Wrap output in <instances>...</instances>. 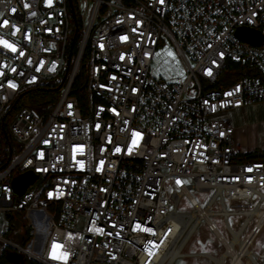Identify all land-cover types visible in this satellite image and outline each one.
I'll return each instance as SVG.
<instances>
[{
	"label": "built area",
	"instance_id": "obj_1",
	"mask_svg": "<svg viewBox=\"0 0 264 264\" xmlns=\"http://www.w3.org/2000/svg\"><path fill=\"white\" fill-rule=\"evenodd\" d=\"M0 14L10 21L0 36L17 45L16 53L0 47V122L23 91L62 76L50 111L22 106L9 125L22 149L0 170V262L15 248L38 264H58L49 259L55 240L70 250L67 264H174L179 257L264 264V252L252 251L264 227V163L236 161L235 128L221 115L264 102V41L237 37L244 27L264 38V0H53L51 7L44 0H0ZM78 21L81 40L70 58ZM12 24L20 29L14 36ZM164 47L181 66L159 78L152 62ZM87 52L91 99L81 103L73 88ZM133 130L142 137L129 152ZM78 146L83 153L74 151ZM28 171L39 178L19 196L13 181ZM192 191L211 196L202 206ZM182 196L192 212L179 210ZM19 212L37 226L31 250L7 238L3 227ZM231 215L244 217L238 230L229 224ZM212 216L223 217L231 240ZM201 221L222 246L220 256L184 252Z\"/></svg>",
	"mask_w": 264,
	"mask_h": 264
},
{
	"label": "rangeland",
	"instance_id": "obj_2",
	"mask_svg": "<svg viewBox=\"0 0 264 264\" xmlns=\"http://www.w3.org/2000/svg\"><path fill=\"white\" fill-rule=\"evenodd\" d=\"M71 24L74 27V20L71 19ZM71 35V39H72ZM172 52L174 54L175 59H173L172 56L168 55V52ZM158 54V55H157ZM156 54L153 62H152V69L154 72V75L156 77H164L167 78L171 74H176V72L179 71V68L181 66L180 60L177 58L173 50H171L169 47H164L163 49H160L158 53ZM178 61V63H177ZM62 80V76L59 77V79H53L50 81L51 85L57 87L59 86V82ZM91 97L88 96L87 100L90 101ZM9 128V127H8ZM10 129V128H9ZM248 130V135L249 134ZM248 136V137H249ZM254 152V151H253ZM251 153V152H247ZM244 154H237L238 156L245 155ZM259 155H264V150L261 149L257 152ZM17 155V154H16ZM15 155V156H16ZM239 161V160H236ZM253 161H261L264 163V157L255 158ZM42 182L40 181L38 185H41ZM195 198L199 201V203L204 206L205 202L208 200V198L211 196V192H196L192 191ZM220 207L218 204L214 205L212 210H218ZM179 210L181 212H192L193 208L191 207L188 199L186 196H182ZM36 215V214H35ZM211 219L215 222L217 225L219 231L221 234L229 241L231 240V235L229 234L228 230L226 229L224 219L222 216H212ZM230 226L233 228V230H238L241 226V224L244 221V217L231 215L228 218ZM29 224L25 225V221L22 219L14 220L13 222L3 223V227L6 230V233L9 232V237L12 239L11 241L21 245L20 247L24 248L25 250H31L32 248V240L35 238V235H33V232L36 231L37 226L34 223L32 218H28ZM13 225V226H12ZM24 226V227H23ZM249 231V228L245 231V233L242 235V238H244ZM40 233H43L41 230ZM38 237V236H37ZM26 244V245H22ZM11 251L18 256H26L23 252L20 250H17L15 248H11ZM197 251L202 252H209L216 256H220L222 252V246L217 242L216 236L209 231L207 224L205 221H201L198 228L192 235L190 241L185 246L184 252L186 253H194ZM252 251L256 253L264 252V227L261 232V234L256 239ZM193 258L188 257H179L176 259L174 264H191L195 261L192 260ZM197 261V260H196ZM247 262V261H246ZM197 263V262H195ZM194 264V263H193ZM210 264V263H208Z\"/></svg>",
	"mask_w": 264,
	"mask_h": 264
},
{
	"label": "trees",
	"instance_id": "obj_3",
	"mask_svg": "<svg viewBox=\"0 0 264 264\" xmlns=\"http://www.w3.org/2000/svg\"><path fill=\"white\" fill-rule=\"evenodd\" d=\"M77 29H78L77 32L76 29L73 30V38L69 48L70 58H73V56L77 53L79 48V42L81 40L82 26L79 23V21L77 24ZM88 61H89V52H87L86 56L82 61L81 69L73 88V94L78 97L81 103H84L85 98H87L86 90H87V84L89 78ZM235 68L241 70L240 66L238 65H235ZM59 91H60L59 86L55 87L51 84L44 87L29 89L23 91L15 100V102L10 106L6 115L0 122V170L8 166L12 158L16 154H18L22 149V145L13 138L11 131L8 128L15 113L22 106H29L33 111H35L38 114L48 112L53 108L59 96ZM257 152L258 151L256 150L254 152L247 153L242 156L236 155L235 159L239 161H253L255 160V158L257 159L259 157H264V155L261 156ZM18 219H20V221L23 219L26 222L24 226L29 224L24 216V213L21 212L17 213L15 218L10 217L9 223ZM8 235L9 232L6 233V236L10 240H12ZM22 245H26V244H22ZM9 252L12 251L8 250L5 253L0 264H38L37 262L33 260H29L26 257H21L17 260H11L9 258Z\"/></svg>",
	"mask_w": 264,
	"mask_h": 264
},
{
	"label": "snow or ice",
	"instance_id": "obj_4",
	"mask_svg": "<svg viewBox=\"0 0 264 264\" xmlns=\"http://www.w3.org/2000/svg\"><path fill=\"white\" fill-rule=\"evenodd\" d=\"M44 2H45V4H46V6L51 7V6H52V2H53V0H44ZM164 2H165V0H159V3H160L161 5H163ZM23 7H24L25 9H30L31 5H30L29 3H27V2H24V3H23ZM12 11L15 12L16 9L13 8ZM30 14H31L32 16H36V15H37V13H36L35 11H32ZM2 15H3V14H0V16H2ZM117 23H120V21H117ZM140 23H141L140 21H137V24H140ZM9 25H10V21H9L8 19H2V20H0V28H7V27H9ZM11 27L15 29V31L12 33L13 36L16 34V32H19V31H20L19 27H17L15 24H12ZM133 31L135 32L136 29L134 28ZM119 39L122 40V41H126V40L128 39V37H127L126 35H121V36L119 37ZM0 47H2L3 49L7 50V51L10 52V53H16V52H17V45H16V43L10 42L8 39L3 38L2 36H0ZM53 47H54V46H53ZM100 47H101V49H103L104 45L101 44ZM208 47H211V45H208ZM19 55H20V56H24V52H23V51H20ZM145 55H146V56H147V55H150V53H145ZM157 55H158V54H157ZM168 55H169V56H172L173 59H175L174 54H173L172 52L169 51V52H168ZM220 55L222 56L223 53H221ZM120 59L123 60V59H124V56L121 55V56H120ZM28 62L31 63V60H29ZM54 63H55V62H53V64H54ZM177 63H178V61H177ZM213 63H215V61H213ZM11 70H12L13 72L16 71L15 68H13V69H11ZM39 70H40L39 68L36 69V71H39ZM50 70H54V67H53L52 69H50ZM207 74H208V75H211V74H212L211 69H208V70H207ZM0 75H3V73H0ZM21 75H23V73H21ZM180 75H183V73L181 72ZM35 79H36V77H32V80H35ZM112 79H115V77H112ZM29 82H32V81H29ZM7 86H8L9 88L15 89V88L17 87V84H15V83H13L12 81L9 80V81L7 82ZM0 87H3V85L0 84ZM133 91L135 92L136 89H133ZM239 91H240V87L237 86V87L235 88V92H239ZM225 95H226V96H232L233 93H232V92H228V93H225ZM205 103H207V101H205ZM236 103H237V106H238L240 102H239V101H236ZM221 106H224V105L222 104ZM69 108H71V105H69ZM213 110H215V105H213ZM112 111L115 112V109H112ZM69 115H71V113H69ZM96 128L99 129V128H100V125L97 124V125H96ZM220 135L223 136L224 133L221 132ZM141 137H142V133H141L140 131H135V130H133V131L131 132V143L128 145V150H129V152L132 151V148H133L134 146H137V145H138V143H139ZM109 142H110V138H109ZM45 143H48V141L45 140ZM74 151H79L80 153H83V151H84L83 146H78V147H76V148L74 149ZM115 151H116V152H120V151H121V148H120L119 146H116V147H115ZM43 155H44V153L41 152V153H40V156L43 157ZM29 163H31V161H29ZM78 163L80 164L81 169H83V168H84V161H83V160H80V161H78ZM99 164L102 166V165L104 164V160L101 159V160L99 161ZM45 170H46V169H45ZM100 170H101L100 167H97V168H96V171H100ZM247 171H248V172H251L252 169H251V168H248ZM235 179H239V177H236ZM250 179H251V178H249V180H250ZM176 183L179 185V184H182V183H187V181H181L180 179H177V180H176ZM51 195H52V194L49 193V196H50V197H51ZM136 227L139 228L140 225L137 224ZM41 228H42V230H45V231H46V228H45L44 225H41ZM96 231H102V229H96ZM144 231H146V232H152V229H151V228H145ZM169 231H171V230L169 229ZM109 234H111V233H109ZM68 239H69V241L71 240V234H69ZM162 242H163V241H161V243H162ZM148 254H149V257H151V256L153 255V252H152V251H149ZM69 256H70V250L67 248L66 244H64V243H59V242H57V241H55V240L51 243L50 252H49V259H51V260L54 261V262H58V264H67V261H68V259H69ZM114 258H115V257H113V259H114Z\"/></svg>",
	"mask_w": 264,
	"mask_h": 264
},
{
	"label": "crops",
	"instance_id": "obj_5",
	"mask_svg": "<svg viewBox=\"0 0 264 264\" xmlns=\"http://www.w3.org/2000/svg\"><path fill=\"white\" fill-rule=\"evenodd\" d=\"M221 115L228 119L235 128L237 154L264 150V102L236 108ZM248 130L251 136L248 135ZM192 260L197 262H193L194 264H212L206 258H193Z\"/></svg>",
	"mask_w": 264,
	"mask_h": 264
},
{
	"label": "water",
	"instance_id": "obj_6",
	"mask_svg": "<svg viewBox=\"0 0 264 264\" xmlns=\"http://www.w3.org/2000/svg\"><path fill=\"white\" fill-rule=\"evenodd\" d=\"M78 31V29L76 30ZM237 37L243 41L250 42L255 45H260L263 43V36L256 30L250 28H239L237 31ZM39 175L33 173L32 171H28L18 177H16L13 181V188L16 194L22 196L28 187L32 185L36 180H38ZM23 256H18L13 252H9V258L11 260H17Z\"/></svg>",
	"mask_w": 264,
	"mask_h": 264
},
{
	"label": "bare ground",
	"instance_id": "obj_7",
	"mask_svg": "<svg viewBox=\"0 0 264 264\" xmlns=\"http://www.w3.org/2000/svg\"><path fill=\"white\" fill-rule=\"evenodd\" d=\"M192 216H195L194 214ZM182 223V224H181ZM180 223V227L183 226V221ZM187 225V224H186ZM44 233H39L37 236V240H36V243H35V247H38L39 246V243L41 242V240L43 239Z\"/></svg>",
	"mask_w": 264,
	"mask_h": 264
}]
</instances>
